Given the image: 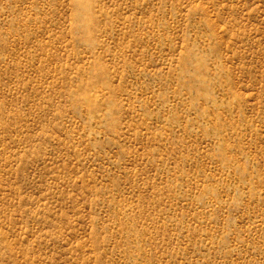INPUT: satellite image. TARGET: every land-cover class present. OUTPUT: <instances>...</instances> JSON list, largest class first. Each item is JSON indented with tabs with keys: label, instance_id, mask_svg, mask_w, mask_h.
<instances>
[{
	"label": "rangeland",
	"instance_id": "obj_1",
	"mask_svg": "<svg viewBox=\"0 0 264 264\" xmlns=\"http://www.w3.org/2000/svg\"><path fill=\"white\" fill-rule=\"evenodd\" d=\"M0 264H264V0H0Z\"/></svg>",
	"mask_w": 264,
	"mask_h": 264
}]
</instances>
